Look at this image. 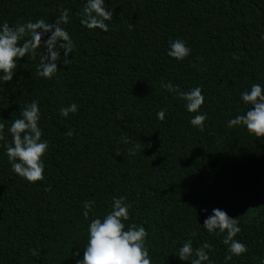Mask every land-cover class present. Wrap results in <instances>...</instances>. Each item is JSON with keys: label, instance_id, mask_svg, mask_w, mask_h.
<instances>
[{"label": "trees", "instance_id": "16d2710c", "mask_svg": "<svg viewBox=\"0 0 264 264\" xmlns=\"http://www.w3.org/2000/svg\"><path fill=\"white\" fill-rule=\"evenodd\" d=\"M86 2L0 0V24L10 26L54 23L69 9L61 27L76 45L67 60L60 49L51 80L37 75L41 46L35 58L17 61L11 81H0V264H76L91 219L103 218L120 196L132 205L126 225L148 232L152 264H191L194 255L177 256L189 239L194 250L213 245L212 264H261L264 137L227 125L253 107L240 94L253 84L264 87V0H105L113 9L108 32L80 23ZM177 39L191 48L183 60L167 55ZM169 82L180 91L202 88L203 131L190 123L199 113L162 86ZM32 101L39 104L42 140L50 142L44 179L36 183L12 171L4 147L12 143V122ZM73 103L77 112L60 115ZM93 200L85 219L83 203ZM214 208L238 217L242 230L234 239L246 244V253L225 260L226 232L203 228Z\"/></svg>", "mask_w": 264, "mask_h": 264}, {"label": "clouds", "instance_id": "9594fccd", "mask_svg": "<svg viewBox=\"0 0 264 264\" xmlns=\"http://www.w3.org/2000/svg\"><path fill=\"white\" fill-rule=\"evenodd\" d=\"M69 9L62 8L60 15L56 17L54 23L46 22L44 19H38L35 22L29 20L23 24L17 23L10 26L8 22L0 24V81H11L18 67L17 61L31 55L37 56V49L41 46L45 49L40 55V65L37 75L51 80L59 71L57 61H59L60 49L64 50V57L67 60L69 53H72L76 47L69 33L61 27L62 24L69 23ZM80 23L88 29H100L104 32L109 31V25L106 21L113 19V9L105 7V0H87L81 13ZM131 28V25H129ZM42 29L43 31H37ZM51 32L47 40L42 42V37ZM26 37H30L25 39ZM264 39V37H262ZM64 43H60V41ZM23 41V43H21ZM191 53V48L186 43L177 39L170 42V48L167 55L177 60H183ZM238 58V57H236ZM66 65V64H65ZM169 92H177L181 99L186 101L187 111L190 113H199L201 106L205 103V96L202 88L196 86L189 91H180L179 85H173L171 82L163 84ZM240 99L248 105L253 106L246 113L237 115L228 121V127L243 125L249 133L257 138L264 137V87L260 84H253L250 90H245L240 94ZM60 115L67 117L69 113L78 111L75 103L67 107L60 108ZM166 109H161L157 113L159 120L165 119ZM21 117L15 119L8 131L11 133L12 143L4 145L11 169L14 173L25 179L29 183H36L44 179L45 164L43 157L49 148V141L42 140V129L39 127L40 108L37 101H32L21 110ZM208 119L206 113L196 114L191 120V125L204 130V122ZM5 125L0 123V141L5 139ZM66 135L73 136V131L69 130ZM127 143V139L124 140ZM139 148L136 145L134 149H129V154L134 155L135 150ZM46 191H51L47 187ZM127 197H114L111 210L103 218L95 217L91 219L88 225V238L84 247L82 259L76 260V264H152L149 248L146 246L148 232L144 226H138L135 223L125 222L130 220V203H126ZM95 201H85L83 203V216L89 218V213L93 211ZM206 211V209L204 210ZM203 228L209 233H225L223 243L228 246V255L225 260H231L233 256H240L248 251L246 244L234 239L241 232L239 219L230 217L226 211L219 208L213 209V214L205 219ZM192 236L196 233L192 232ZM213 248L212 244L204 242L200 247L193 249L192 240L189 239L179 248L177 255L180 260L187 261L193 255L191 264H203L210 260L209 251ZM208 250V251H206ZM32 254L39 255L37 250L33 249ZM79 255V250L73 253ZM264 264V261L261 262Z\"/></svg>", "mask_w": 264, "mask_h": 264}]
</instances>
